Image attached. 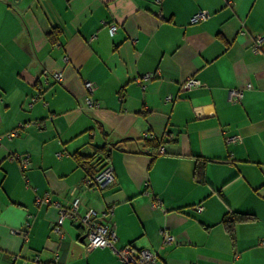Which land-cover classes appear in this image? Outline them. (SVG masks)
Listing matches in <instances>:
<instances>
[{
    "label": "crops",
    "instance_id": "1",
    "mask_svg": "<svg viewBox=\"0 0 264 264\" xmlns=\"http://www.w3.org/2000/svg\"><path fill=\"white\" fill-rule=\"evenodd\" d=\"M200 10L210 15L192 23ZM257 34L264 0H0V264H122L110 247L86 251L71 215L55 233L57 209L37 201L46 195L66 208L78 199V213L114 226L116 248L155 251L153 264H264ZM188 77L201 84L183 89ZM85 79L98 108L83 103ZM105 164L114 180L86 185ZM236 213L251 218L230 234L223 219Z\"/></svg>",
    "mask_w": 264,
    "mask_h": 264
},
{
    "label": "built area",
    "instance_id": "2",
    "mask_svg": "<svg viewBox=\"0 0 264 264\" xmlns=\"http://www.w3.org/2000/svg\"><path fill=\"white\" fill-rule=\"evenodd\" d=\"M159 1V0H157ZM210 13L206 10H200L195 12L191 18L190 21L192 23L204 20L206 19ZM116 29V26L114 24H111L109 26V32L111 34L114 33ZM253 50L256 52H261V46L262 43H264V35L257 34L254 37L253 40ZM66 59V57H65ZM55 80H61L62 79V71H54L51 73ZM158 73H146L143 76L137 78V81L139 83L142 82V80L147 78H152L156 76ZM48 73L45 74V81L48 78ZM201 84L200 80L196 77H188L185 79L181 87L183 89H191L193 87L199 86ZM83 86L85 89V96L83 99V103L86 108L88 109H94L99 107V102L93 97H91L92 92L96 89L97 83L94 80L85 79L83 81ZM249 86V85H248ZM229 100L232 102H238L242 98V89L241 88H232L229 90L228 93ZM172 97L169 95L167 96V99H171ZM23 124L19 125L17 128L10 130L7 132V136L12 139L15 136H17L19 132V128H21ZM142 136H150V133L148 131L143 132ZM238 135H232L227 136L226 141L227 142H236L239 141ZM165 150L163 147L158 148V153H164ZM14 158H16L19 162V166L21 169H25L29 163V159L27 155L24 154H15L13 155ZM114 180V171L113 167L110 164H106L103 166L99 171L94 173L93 175H90L84 179V183L86 185H89L91 187H103L107 183H110ZM38 202H47L50 203L57 209L58 214L55 220V223L53 225V231L60 236H62V230L61 225L63 223V218L65 215H71L75 221L79 222L80 225L84 228V249L86 251H91L92 249L96 247H110L117 255V257L120 259L122 264H153L157 260V253L155 251H150L148 249H138L136 248L132 243L125 244L124 246L120 248H116L114 246V243L117 239L115 229L113 225H107L103 224L97 221L96 213L93 209H88L84 213H78V206H79V200L73 199L71 201V204L68 208L64 207L61 203L58 201H50L49 195H46L43 198H37ZM153 206H161V201L158 199H155L153 202ZM197 209L200 211L203 209L202 205H197ZM112 207H108L105 211V214H111ZM163 242H171L173 240V236L170 234V232L167 229H163L161 231ZM54 260L58 261V255L55 254ZM7 264H14L12 261H8Z\"/></svg>",
    "mask_w": 264,
    "mask_h": 264
},
{
    "label": "trees",
    "instance_id": "3",
    "mask_svg": "<svg viewBox=\"0 0 264 264\" xmlns=\"http://www.w3.org/2000/svg\"><path fill=\"white\" fill-rule=\"evenodd\" d=\"M149 137V136H148ZM148 137H146V136H142V138L143 139H147ZM116 144H118V142L117 143H115V146H116ZM161 146V145H160ZM159 146V147H160ZM158 147V148H159ZM161 147H163V146H161ZM100 151H101V148L99 147V148H97L96 149V153L98 154V153H100ZM106 165V164H105ZM104 165V166H105ZM90 175H93V174H90ZM251 218V215H248V214H244V213H240V214H233V215H231V216H227V217H225L224 219H223V223H224V225L227 227V230H228V232L230 233V234H232V231H231V226L235 223V222H239V221H245V220H248V219H250Z\"/></svg>",
    "mask_w": 264,
    "mask_h": 264
},
{
    "label": "water",
    "instance_id": "4",
    "mask_svg": "<svg viewBox=\"0 0 264 264\" xmlns=\"http://www.w3.org/2000/svg\"><path fill=\"white\" fill-rule=\"evenodd\" d=\"M84 236V235H83Z\"/></svg>",
    "mask_w": 264,
    "mask_h": 264
}]
</instances>
